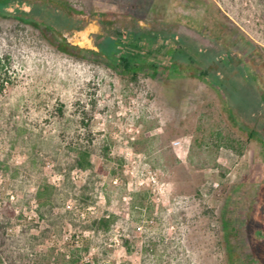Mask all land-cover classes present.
<instances>
[{"label": "rangeland", "instance_id": "obj_1", "mask_svg": "<svg viewBox=\"0 0 264 264\" xmlns=\"http://www.w3.org/2000/svg\"><path fill=\"white\" fill-rule=\"evenodd\" d=\"M83 18L96 45L60 50ZM179 46L264 94V0H0V264H264V144Z\"/></svg>", "mask_w": 264, "mask_h": 264}, {"label": "trees", "instance_id": "obj_2", "mask_svg": "<svg viewBox=\"0 0 264 264\" xmlns=\"http://www.w3.org/2000/svg\"><path fill=\"white\" fill-rule=\"evenodd\" d=\"M18 11V10H15ZM46 27L51 28V25H46ZM126 31L117 32L115 35H108L106 41V48L108 53H113L115 51L119 52V61L124 66L127 71H132L134 74L137 73L138 69L141 67L140 63L144 61L146 52L145 44L146 41L144 37L132 35ZM60 50L64 52H71L73 46L68 41L63 39L58 43ZM173 60L181 58L183 60V70L190 72L193 75H197L202 79L206 80L210 84H215L219 90L225 92V94L234 97L233 104L236 110L244 118L250 117L254 122L253 127L249 131L250 138H255L264 144V94H262L255 83L254 77L249 74L245 67L237 66V72L230 75L228 78H221L214 74H211L209 70L203 67V61L201 58H195V56L189 53L183 46L177 47L171 54ZM225 62L228 61L227 57H222ZM2 57L0 56V64L2 63ZM198 63L197 66L195 63ZM153 67L156 69L157 66L153 63ZM244 76L248 78V81L244 80ZM232 99V98H231ZM233 116V113L230 112ZM77 165L83 168L92 167L93 163L90 159V153L86 150L79 153L76 159ZM44 192L40 191L38 194V200L40 204L45 205L50 202V198L44 197ZM110 220L107 218H102L99 221L100 227H107ZM232 251V248L230 249Z\"/></svg>", "mask_w": 264, "mask_h": 264}, {"label": "flooded vegetation", "instance_id": "obj_3", "mask_svg": "<svg viewBox=\"0 0 264 264\" xmlns=\"http://www.w3.org/2000/svg\"><path fill=\"white\" fill-rule=\"evenodd\" d=\"M95 20L97 19H90V18H83L82 24L80 26L73 27L71 30L73 31L74 38L71 42L74 46L78 48H85V45L95 43V30L96 24Z\"/></svg>", "mask_w": 264, "mask_h": 264}, {"label": "built area", "instance_id": "obj_4", "mask_svg": "<svg viewBox=\"0 0 264 264\" xmlns=\"http://www.w3.org/2000/svg\"><path fill=\"white\" fill-rule=\"evenodd\" d=\"M176 143H178V142H176ZM176 143H175V144H176ZM152 179H153L154 181H156L154 177H153Z\"/></svg>", "mask_w": 264, "mask_h": 264}]
</instances>
